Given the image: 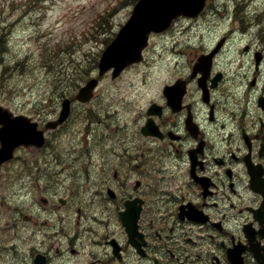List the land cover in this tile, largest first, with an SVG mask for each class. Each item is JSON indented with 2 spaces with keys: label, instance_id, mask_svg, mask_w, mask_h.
Segmentation results:
<instances>
[{
  "label": "flooded vegetation",
  "instance_id": "flooded-vegetation-1",
  "mask_svg": "<svg viewBox=\"0 0 264 264\" xmlns=\"http://www.w3.org/2000/svg\"><path fill=\"white\" fill-rule=\"evenodd\" d=\"M227 41L173 59L153 100L66 173L58 101L23 120L45 143L0 164V264H264V50Z\"/></svg>",
  "mask_w": 264,
  "mask_h": 264
},
{
  "label": "rangeland",
  "instance_id": "rangeland-1",
  "mask_svg": "<svg viewBox=\"0 0 264 264\" xmlns=\"http://www.w3.org/2000/svg\"><path fill=\"white\" fill-rule=\"evenodd\" d=\"M133 6L134 0H0L3 103L33 118L37 112L51 115L52 91L57 88L61 104L66 96L62 94L73 97L74 89L96 74V58L127 21ZM224 35L228 36V54L244 52L246 43L264 50V0H211L198 19L181 18L168 32L152 37L144 64L126 72L118 82L104 80L90 104L75 105L74 121L68 131H61L58 141L61 160H67L59 164L66 166L60 169L62 173L82 165L83 156L78 157L82 149L97 153L103 148L104 134L108 126H114L113 119L126 117L129 108L140 110L159 93L173 52L188 54ZM72 191L81 193L68 189L67 184L59 190L61 195Z\"/></svg>",
  "mask_w": 264,
  "mask_h": 264
},
{
  "label": "water",
  "instance_id": "water-1",
  "mask_svg": "<svg viewBox=\"0 0 264 264\" xmlns=\"http://www.w3.org/2000/svg\"><path fill=\"white\" fill-rule=\"evenodd\" d=\"M206 0H139L128 22L121 28L117 37L103 53L99 67L100 75L108 69L115 67L114 77L130 63L142 59V50L148 43L152 31H163L179 15L195 17L204 8ZM98 84V79L93 78L81 88L77 98L88 101L93 96V90ZM70 113V101L65 100L59 120H65ZM0 114L4 120H25L23 116L13 117L12 113L0 107ZM22 122H15L18 127ZM24 130L17 128L3 134V150L12 148L16 141H36L35 134L27 135Z\"/></svg>",
  "mask_w": 264,
  "mask_h": 264
},
{
  "label": "snow or ice",
  "instance_id": "snow-or-ice-1",
  "mask_svg": "<svg viewBox=\"0 0 264 264\" xmlns=\"http://www.w3.org/2000/svg\"><path fill=\"white\" fill-rule=\"evenodd\" d=\"M4 119H5L4 115L0 114V120H4Z\"/></svg>",
  "mask_w": 264,
  "mask_h": 264
},
{
  "label": "bare ground",
  "instance_id": "bare-ground-1",
  "mask_svg": "<svg viewBox=\"0 0 264 264\" xmlns=\"http://www.w3.org/2000/svg\"><path fill=\"white\" fill-rule=\"evenodd\" d=\"M3 247V246H2Z\"/></svg>",
  "mask_w": 264,
  "mask_h": 264
}]
</instances>
